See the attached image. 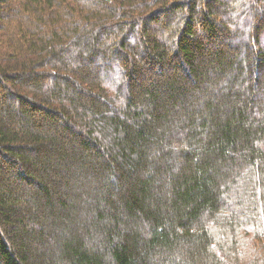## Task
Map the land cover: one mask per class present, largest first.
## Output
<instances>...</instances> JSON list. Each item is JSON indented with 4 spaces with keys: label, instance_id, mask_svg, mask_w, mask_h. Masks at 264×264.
<instances>
[{
    "label": "trees",
    "instance_id": "trees-1",
    "mask_svg": "<svg viewBox=\"0 0 264 264\" xmlns=\"http://www.w3.org/2000/svg\"><path fill=\"white\" fill-rule=\"evenodd\" d=\"M0 89V264H264V0H0Z\"/></svg>",
    "mask_w": 264,
    "mask_h": 264
},
{
    "label": "rangeland",
    "instance_id": "rangeland-1",
    "mask_svg": "<svg viewBox=\"0 0 264 264\" xmlns=\"http://www.w3.org/2000/svg\"><path fill=\"white\" fill-rule=\"evenodd\" d=\"M217 46H215L214 44H211V43H208L206 44L205 46V54L207 55L208 53H210V51L214 50ZM219 47H221L219 45ZM2 90L0 89V97H1V94H2Z\"/></svg>",
    "mask_w": 264,
    "mask_h": 264
}]
</instances>
